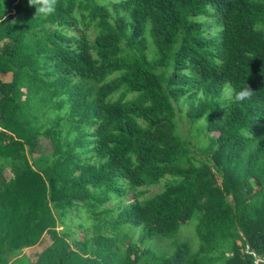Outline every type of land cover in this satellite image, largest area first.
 <instances>
[{"label":"trees","instance_id":"16d2710c","mask_svg":"<svg viewBox=\"0 0 264 264\" xmlns=\"http://www.w3.org/2000/svg\"><path fill=\"white\" fill-rule=\"evenodd\" d=\"M35 11L0 0V264H255L247 248L264 264V0ZM247 84L253 96L237 102ZM177 111L208 140L200 159ZM165 178L143 201L102 208ZM74 208L93 220L117 210L110 230L131 225L137 242L122 247L95 221V235L69 242ZM194 214L195 254L141 248Z\"/></svg>","mask_w":264,"mask_h":264},{"label":"rangeland","instance_id":"374dc122","mask_svg":"<svg viewBox=\"0 0 264 264\" xmlns=\"http://www.w3.org/2000/svg\"><path fill=\"white\" fill-rule=\"evenodd\" d=\"M102 2H105L107 0H101ZM3 81L9 82L11 79V75L8 74L4 76ZM229 93V90H227L224 93V96H226ZM128 98H133V95H129ZM182 111L185 112L188 108L187 104H182ZM201 126L203 123H199ZM176 131L181 136L182 139L186 140L188 142V145L190 146L192 150V154H194L196 159H200V151L201 148L208 144V140L206 136L203 133V130L201 128L200 131H197L194 127L191 126L189 121L187 120V117L184 113L176 112ZM38 159V157H36ZM41 166V164L39 165ZM168 178V177H167ZM167 178L161 180L157 185L155 186H149L145 185L141 187L138 190V193H128L126 196L122 198H115L114 200L107 202L102 206L103 209H111L114 208L117 203L121 200L125 203L130 202L134 199H138L140 201H143L151 196H153L156 192L161 190L162 185L167 180ZM253 186H256L254 182H252ZM72 212L76 213V219L75 224H70V227L68 229L69 232V238L68 241L72 242L73 240H83L84 236H93L96 234L93 228V224L95 221L96 223L102 224L103 232L105 234H112L114 238H116L119 242V245L124 247L128 245L130 242H137L139 231L137 228L131 226V225H123L122 229L118 230L116 233H113L110 230V225L112 219L116 216L117 210H114L109 215H103L98 220H93L88 217V215L83 211L82 208H74ZM83 223L85 225L84 228L79 227L77 224ZM196 223H197V215L194 214L187 222L182 224L179 229L177 230L174 237L168 238V237H155L151 240L145 241L142 244V249L150 250L152 253H154L157 256H170L174 253V246L179 243H186L189 247L190 254H195L196 251L199 248V240L196 234ZM87 228L89 231H86ZM61 230V229H58ZM24 251H22L17 258L21 257L23 255ZM29 257L22 256L20 259H18L14 264H29ZM260 263V262H259ZM140 264H144L143 260L140 261Z\"/></svg>","mask_w":264,"mask_h":264},{"label":"clouds","instance_id":"9594fccd","mask_svg":"<svg viewBox=\"0 0 264 264\" xmlns=\"http://www.w3.org/2000/svg\"><path fill=\"white\" fill-rule=\"evenodd\" d=\"M58 0H28V5L30 7H35V14L42 15L47 17L51 15L56 10ZM254 91L250 88L247 84L244 88H242L239 92L235 94V100L237 102H243L246 100L251 99L253 96Z\"/></svg>","mask_w":264,"mask_h":264},{"label":"built area","instance_id":"2783aa9c","mask_svg":"<svg viewBox=\"0 0 264 264\" xmlns=\"http://www.w3.org/2000/svg\"><path fill=\"white\" fill-rule=\"evenodd\" d=\"M246 253L252 256L255 264L262 262V260L253 251L249 250L248 248L246 249Z\"/></svg>","mask_w":264,"mask_h":264}]
</instances>
